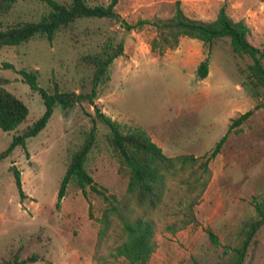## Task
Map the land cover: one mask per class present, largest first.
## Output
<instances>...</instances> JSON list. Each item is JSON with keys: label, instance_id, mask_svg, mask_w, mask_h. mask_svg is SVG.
<instances>
[{"label": "rangeland", "instance_id": "rangeland-1", "mask_svg": "<svg viewBox=\"0 0 264 264\" xmlns=\"http://www.w3.org/2000/svg\"><path fill=\"white\" fill-rule=\"evenodd\" d=\"M68 4L70 0H56ZM106 5L110 0H86ZM174 0H118L119 18H80L71 29L56 32L48 41L34 37L0 48V83L27 107L26 121L16 129H0V152L11 137L43 111L40 96L18 73L33 70L48 93L88 92L92 68L79 57L93 54L107 43L121 42L122 54L112 60L106 79L99 83L93 103L107 116L127 126L139 125L167 156L209 153L232 118L253 113L227 133L219 152L208 161L209 179L196 204L194 221L170 233L166 223L181 218L187 193L182 176L169 175L162 204L144 214L155 223L157 244L147 264H217L230 257L243 222L254 214L252 201L264 198V90L246 78L250 59L237 56L226 38L210 48L201 41L180 37L176 47L161 54L150 50L156 36L142 19L172 14ZM248 27V41L264 43V0H180L185 15L213 19L219 7ZM39 0H18L0 18L2 27L36 21L49 11ZM207 56L204 78L195 76ZM264 64V62H263ZM94 105L86 101L63 109L56 102L45 126L0 158V264L14 253L24 264H121L108 253L114 236L96 248L97 221L105 203L86 187L87 197L69 182L56 204V193L72 151L91 124ZM105 127L96 122L95 143L84 162L86 171L108 193L122 198L126 173L119 168L104 139ZM19 173V199L12 170ZM136 213H143L135 209ZM214 234L218 244L208 238ZM242 264H264V226L254 233Z\"/></svg>", "mask_w": 264, "mask_h": 264}, {"label": "trees", "instance_id": "trees-1", "mask_svg": "<svg viewBox=\"0 0 264 264\" xmlns=\"http://www.w3.org/2000/svg\"><path fill=\"white\" fill-rule=\"evenodd\" d=\"M18 0H0V18L7 14ZM49 6V11L42 14L36 21H23L2 27L0 22V48L24 43L31 38L40 37L51 41L56 32L71 29L73 23L80 18L118 19L114 6L118 0H110L106 5H90L86 0H70L62 4L56 0H39ZM174 9L165 18L154 17L142 19L140 24L153 27L156 36L150 40V50L161 54L166 49H172L178 44L180 37L199 40L210 48L214 40L226 38L231 52L237 56H246L250 63L246 65V78L252 88L264 90V43L254 46L248 39V27L242 20L232 19L223 6L219 7L213 19L200 20L184 14L180 0L173 1ZM122 54V44L107 43L93 54L79 57V62L92 68L90 89L88 92L64 93L54 90L48 93L40 87L33 70L19 69L23 82L31 91L36 92L43 104L42 113L27 124L21 131L14 134L8 145L0 152V158L7 156L15 146L25 148V140L36 135L46 124L54 103L61 108H71L83 101L94 105L90 126L82 133L83 138L77 148L72 151L64 173L60 179L56 204L65 193L66 186L73 182L86 195V187L105 203L97 221L96 245L109 235L114 236L108 255L113 259H121V264H147L157 244L154 240L155 223L144 212L154 211L163 201L166 188V178L169 175L182 176L180 182L187 193L181 208V218L172 223H166L165 228L170 233L185 227L194 221L193 206L204 190L209 179L208 161L213 158L224 142L227 133L233 126H239L252 113L257 104L237 117L232 118L225 133L214 144L209 153L194 156L191 153H180L174 156L165 155L139 125H124L103 113L94 103L99 83L106 79L107 68L114 58ZM208 70L207 56L198 64L195 76L202 79ZM27 107L14 94L0 83V129L11 131L21 122L26 121ZM96 122L102 124L106 131L104 139L111 153L117 159L119 168L126 173L127 181L122 198L96 183L86 171L84 162L87 154L95 143ZM13 179L19 199L24 195L20 186L19 173L12 170ZM255 214L241 225L235 242L228 244L230 257L217 264H242L254 233L264 226V198L252 201ZM135 209L143 213H136ZM209 240L217 245L214 234L208 232ZM25 259L14 253L2 264H24Z\"/></svg>", "mask_w": 264, "mask_h": 264}]
</instances>
